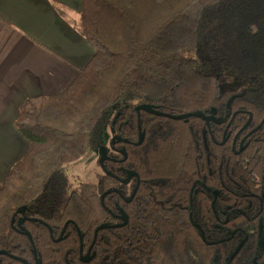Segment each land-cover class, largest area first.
<instances>
[{
	"label": "trees",
	"instance_id": "trees-1",
	"mask_svg": "<svg viewBox=\"0 0 264 264\" xmlns=\"http://www.w3.org/2000/svg\"><path fill=\"white\" fill-rule=\"evenodd\" d=\"M77 30L88 64L14 119L30 149L0 182V264H264V121L238 148L264 118V0H82ZM142 104L191 116L138 122ZM106 129L126 158L66 192L61 167L99 154ZM110 172L139 176L131 203L106 189L127 199L135 178ZM106 191L126 226H108Z\"/></svg>",
	"mask_w": 264,
	"mask_h": 264
},
{
	"label": "crops",
	"instance_id": "crops-1",
	"mask_svg": "<svg viewBox=\"0 0 264 264\" xmlns=\"http://www.w3.org/2000/svg\"><path fill=\"white\" fill-rule=\"evenodd\" d=\"M82 0H0V182L30 145L18 107L61 94L94 50L78 33Z\"/></svg>",
	"mask_w": 264,
	"mask_h": 264
},
{
	"label": "flooded vegetation",
	"instance_id": "flooded-vegetation-1",
	"mask_svg": "<svg viewBox=\"0 0 264 264\" xmlns=\"http://www.w3.org/2000/svg\"><path fill=\"white\" fill-rule=\"evenodd\" d=\"M136 115H137V113H136ZM138 116H139V114H138ZM263 121H264V118H262V120H261V122H260V127L262 126V123H263ZM206 123V125H207V127H209V125H208V121L207 122H205ZM259 125H257V126H255L254 128H252L251 130H249L248 131V134L246 135V136H244L243 138H241V140L239 141V146H238V148H239V151H240V146L242 145V143H243V141L247 138V136H249V134H251V133H254L255 131H257V130H259L260 128H258V129H256ZM244 126H248V123H246ZM253 129H256L255 131H253ZM113 137H115L114 135L112 136V135H110V138H109V140L107 141L108 143H107V145H105L104 146V154L107 152V149L108 150H110L111 151V153H113L114 154V156H111V155H108V154H105L106 156H107V158L102 162V165H103V167H105L104 166V163L107 161H110V162H112V163H114V164H119L120 163V161H122V159H121V157H122V153L120 152V151H123V148H122V146L123 145H121L120 147H117V146H115L114 144L116 143V141H114V142H112V141H110ZM236 138H237V136L234 138V140H233V144H232V148H233V146H234V143H235V140H236ZM135 144V143H134ZM125 146H127V143H125ZM233 150H234V148H233ZM99 155V154H98ZM100 157H101V155H99L98 156V158H97V163H98V160L100 159ZM98 166L100 167V169H101V172H102V174H104V173H106V172H104V170H103V168H102V166H100V164L98 163ZM105 171H106V169H105ZM100 172V173H101ZM100 173L98 174V175H100ZM129 172H127L126 173V178H120L119 179V177H118V179L116 178V177H114L113 175H112V172H110L108 175H109V177L110 178H112V179H115L117 182H118V184H122V183H124L127 179H128V177H127V174H128ZM97 175V176H98ZM133 178H135V177H132L131 179H130V181H132V179ZM97 181H98V179H97ZM97 181L95 182V183H97ZM125 184V183H124ZM136 184H137V179L135 178V182H134V187L132 188V193H133V191H134V188H135V186H136ZM139 184H140V182H139ZM112 190L113 191V194L114 195H116V196H118L124 203H131V202H126V201H124V200H126V198L125 197H122L121 195H120V192H119V189H117V187L115 188V187H113V186H110V187H107V189L106 190ZM137 189H139V188H137ZM138 191V190H137ZM136 191V192H137ZM104 193V192H103ZM102 193V194H103ZM131 193V194H132ZM102 194H100V196L102 195ZM136 194V193H135ZM104 197V196H103ZM102 197V198H103ZM131 197V196H130ZM130 197H127V199H129ZM134 197V196H133ZM132 197V198H133ZM102 198L100 197L99 198V200H100V202H101V205H102V209L104 210V211H108L109 210V208H106L105 209V207L106 206H104V203L102 202ZM120 209H121V211H120ZM110 211V214H111V216H112V218L114 219V223H112L111 225H108V226H111V227H120V226H126V224L125 225H120V223L122 222V220H121V216H122V213H124V211H123V209H122V206H117L116 207V212L114 213H112L111 212V209L109 210ZM113 214V215H112ZM124 214H126V213H124ZM127 216V215H126ZM127 222H128V219H127ZM67 223V222H66ZM64 224L61 228V231H65L66 230V225L67 224ZM65 226V227H64ZM63 228H64V230H63ZM61 231H60V233H61ZM96 233H97V231H96ZM63 234H64V232H63ZM63 234H62V236H63ZM59 236H60V234H59ZM92 242H91V244L88 246V247H85L84 249H83V247L81 246V248L82 249H80L79 248V260H80V258L82 257V256H85V254L88 252L87 250L88 249H90V252H89V255H90V257H91V252H93V251H91L92 250V248H93V245H94V243H95V241H96V234H95V230L92 232ZM81 243H82V241H81ZM90 260V259H89ZM81 261V260H80ZM83 262V261H82Z\"/></svg>",
	"mask_w": 264,
	"mask_h": 264
},
{
	"label": "rangeland",
	"instance_id": "rangeland-1",
	"mask_svg": "<svg viewBox=\"0 0 264 264\" xmlns=\"http://www.w3.org/2000/svg\"><path fill=\"white\" fill-rule=\"evenodd\" d=\"M109 138H110V131L106 129L103 139L105 145H107L108 143L107 141L109 140ZM98 156L99 155L97 154V152L94 151L92 152L91 156L88 155L83 156L81 157V159H78L76 161H71L68 164H65L61 167L62 174L64 176V179L66 180V186H65L66 192L70 193V191L76 190V188L80 184H82V182L94 184L97 181L98 179L97 175L101 172V169L97 163ZM96 228H98L99 230V227L96 226Z\"/></svg>",
	"mask_w": 264,
	"mask_h": 264
},
{
	"label": "water",
	"instance_id": "water-1",
	"mask_svg": "<svg viewBox=\"0 0 264 264\" xmlns=\"http://www.w3.org/2000/svg\"><path fill=\"white\" fill-rule=\"evenodd\" d=\"M140 110H141V111H144V112H146V113H149V114L153 113L154 115L166 116V117L171 118V119H173V120H175V119H176V120H183V119H186L187 117L191 116L190 113H187V114H178V115H169V114H166V113H163V114H162V113H159V112H156V111L150 109L148 106L143 105V104H142V105H139L138 107H135V112L137 113V116H138ZM197 116L203 118V119L205 120V122H207V118H206V116H205L201 111H199V112L197 113ZM139 117H140V116H138V122H139ZM260 125H261V124H260ZM260 125H259L256 129L260 128ZM137 128H138V137H137V142H136L135 144H136V145H139L140 142H141V139L143 138V135L141 134V128H139V125L137 126ZM256 129H253V131H255ZM119 139H120V138L116 136V137H113L110 141L114 142V141L119 140ZM120 152L124 155V158H126L125 153H124L123 151H120ZM99 154L101 155V157H100V159L98 160V163L100 164V166H102V168H103V170H104V172H105V168H104L103 165H102V162L107 158V156L104 154V148H100V150H99ZM127 177H128V179H127L124 183H128V182H130V179H131L132 177H135V178L137 179V184H136V186H135V188H134L133 193L131 194V197H130L129 199L124 200V201H126V202H131L132 197L135 195L136 191L138 190L137 188H138V186H139V182H140V181H139V176H137V174H136L135 172H130V173H128ZM107 192H108V191L104 192L100 197L102 198L103 196H105ZM120 211H121V209H120ZM121 220H122V222L120 223V225H125V224H127V216H126V214L122 213ZM66 224H67V223H66ZM64 227H65V226H64ZM97 227H99V229H100V228H103V227H105V226L99 225V226H97ZM63 230H64V228H63ZM97 230H98V228H96V230H95V234H96V231H97ZM63 232H64V231H61L60 236H59L57 239H55L54 241H56V242L60 241ZM79 232H80V231H79ZM79 234H80V233H79ZM80 239H81V237H80ZM81 241H82V239H81ZM81 246H82V245H81ZM81 246H80V249H82ZM87 251H88V252L85 254V256H82V257L80 258V260L83 261V262H85V261H89V259H90V255H89L90 249H88ZM0 254H4V252H3V251H0ZM34 254H35V252H34ZM34 260H35V264H38L36 254H35Z\"/></svg>",
	"mask_w": 264,
	"mask_h": 264
},
{
	"label": "clouds",
	"instance_id": "clouds-1",
	"mask_svg": "<svg viewBox=\"0 0 264 264\" xmlns=\"http://www.w3.org/2000/svg\"><path fill=\"white\" fill-rule=\"evenodd\" d=\"M257 30H258V29H257V27H256L255 25H252V26H251V31H252L253 33H255Z\"/></svg>",
	"mask_w": 264,
	"mask_h": 264
}]
</instances>
